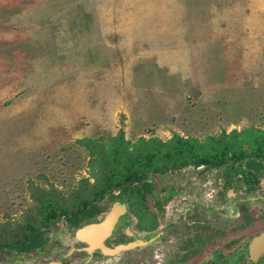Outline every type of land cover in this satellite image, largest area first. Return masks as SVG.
Returning a JSON list of instances; mask_svg holds the SVG:
<instances>
[{"label": "rangeland", "instance_id": "374dc122", "mask_svg": "<svg viewBox=\"0 0 264 264\" xmlns=\"http://www.w3.org/2000/svg\"><path fill=\"white\" fill-rule=\"evenodd\" d=\"M264 130V0H0V224L88 178L81 139Z\"/></svg>", "mask_w": 264, "mask_h": 264}, {"label": "flooded vegetation", "instance_id": "af4514ba", "mask_svg": "<svg viewBox=\"0 0 264 264\" xmlns=\"http://www.w3.org/2000/svg\"><path fill=\"white\" fill-rule=\"evenodd\" d=\"M255 173L249 184L203 166L156 174L143 197L96 201L93 217L59 221L42 246L0 253V264H264L250 250L264 232V171Z\"/></svg>", "mask_w": 264, "mask_h": 264}, {"label": "trees", "instance_id": "16d2710c", "mask_svg": "<svg viewBox=\"0 0 264 264\" xmlns=\"http://www.w3.org/2000/svg\"><path fill=\"white\" fill-rule=\"evenodd\" d=\"M89 153L88 178L67 196L54 186L30 188L34 206L15 224H0V253L29 252L44 244L45 232L61 220L77 226L96 215V201L143 197L150 178L187 166L220 170L227 182L242 174L250 183L256 171H264V130L248 128L222 132L201 142L173 136L169 141L139 138L125 140L123 132L108 139L77 141Z\"/></svg>", "mask_w": 264, "mask_h": 264}, {"label": "water", "instance_id": "95a60500", "mask_svg": "<svg viewBox=\"0 0 264 264\" xmlns=\"http://www.w3.org/2000/svg\"><path fill=\"white\" fill-rule=\"evenodd\" d=\"M116 208L115 205L111 208L110 212L105 216L104 223H110L115 220L116 216ZM251 253L255 255H260L264 251V232L260 234V236L256 237L252 241L251 245Z\"/></svg>", "mask_w": 264, "mask_h": 264}]
</instances>
